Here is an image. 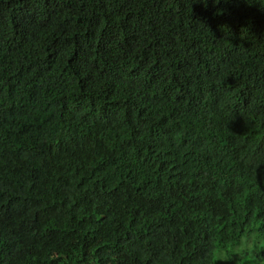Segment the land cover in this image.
Wrapping results in <instances>:
<instances>
[{
    "label": "trees",
    "instance_id": "1",
    "mask_svg": "<svg viewBox=\"0 0 264 264\" xmlns=\"http://www.w3.org/2000/svg\"><path fill=\"white\" fill-rule=\"evenodd\" d=\"M249 236L264 258V0H0V264Z\"/></svg>",
    "mask_w": 264,
    "mask_h": 264
},
{
    "label": "rangeland",
    "instance_id": "2",
    "mask_svg": "<svg viewBox=\"0 0 264 264\" xmlns=\"http://www.w3.org/2000/svg\"><path fill=\"white\" fill-rule=\"evenodd\" d=\"M253 239L252 236H249L226 253L218 254L220 264H243L245 259V264H264V258L253 248Z\"/></svg>",
    "mask_w": 264,
    "mask_h": 264
}]
</instances>
